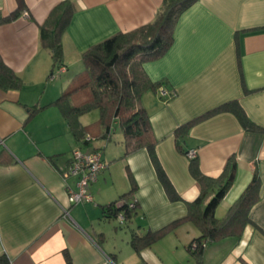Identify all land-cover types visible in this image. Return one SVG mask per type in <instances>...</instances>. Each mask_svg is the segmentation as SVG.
Wrapping results in <instances>:
<instances>
[{"label": "crops", "instance_id": "1", "mask_svg": "<svg viewBox=\"0 0 264 264\" xmlns=\"http://www.w3.org/2000/svg\"><path fill=\"white\" fill-rule=\"evenodd\" d=\"M163 1L0 0L2 16L18 11L0 23V57L22 80L16 89L0 87V257L8 264H103L106 255L127 264L115 246H106L111 220L103 217L102 206L132 188L137 207L128 231L143 235L168 227L150 246L140 247L145 264H264V0L194 1L176 18L168 50L143 65L152 81L161 82L140 101L159 167L177 199L167 195L145 147L125 154L117 121L109 137L105 125L95 123L93 139L80 144L55 103L82 70L88 48L153 23ZM60 4L72 13L61 32L63 65L57 69L40 26ZM160 89L173 94L162 96ZM230 102L235 106L214 111ZM238 108L251 125L240 120ZM188 122L177 138L176 128ZM178 139L185 151L197 149L206 175L216 177L235 161V179L216 218L227 214L256 170L260 180L248 222L233 235L202 240L200 259L188 245L201 231L186 216L187 202L198 197L201 186ZM73 148L99 149L106 163L90 185L92 202H68V189H76V177L64 175Z\"/></svg>", "mask_w": 264, "mask_h": 264}, {"label": "trees", "instance_id": "2", "mask_svg": "<svg viewBox=\"0 0 264 264\" xmlns=\"http://www.w3.org/2000/svg\"><path fill=\"white\" fill-rule=\"evenodd\" d=\"M194 1L196 0H164L162 10L153 23L131 32L117 33L88 48L82 54V70L73 77L55 102L69 124L76 141L80 144H86L93 139L90 129L95 123L105 125L104 135L109 137L111 133L109 127L114 120L117 121L123 135L125 154L145 147L157 167L160 179L171 200L177 199L178 195L159 167L154 152L155 138L149 115L140 101L144 91L151 88L157 89L161 82L152 81L143 65L157 59L168 50L172 43V26L176 18ZM71 13L70 7L60 4L51 11L47 21L40 26L42 44L50 53L53 65L57 69L63 65L61 32L68 23ZM17 15L18 11L7 16L0 14V23L7 22ZM21 83V78L7 67L0 57V87L16 89L21 86ZM168 93L166 97L173 94ZM233 104V102L226 103L214 111ZM94 109L99 111L97 121L82 124L80 116ZM238 111L240 120L246 125H251L242 111L240 109ZM190 124L192 123L188 122L176 128L177 138L184 136ZM178 146L187 156L188 150L185 151L182 148L181 139H178ZM96 150L99 149L93 148L90 151ZM189 160L190 172L199 182L201 191L195 200L187 202L186 217L197 224L201 235L190 242L188 250L196 259H200L203 249L202 240L214 239L227 234L233 235L238 233L242 224L248 222L247 213L258 198L260 180L256 170L252 180L240 197L230 206L227 214L223 218H216L215 209L234 182L235 161L230 159L219 175L212 177L201 172L196 156ZM133 189L103 205V217L114 220L119 214H123L124 221L118 222L120 226L127 227L137 207V202L132 195ZM211 189H215V192L208 199ZM167 229L168 227H163L143 235L133 232L130 243L138 251L141 246H150ZM0 264L8 263L4 257H0ZM68 264H70L69 261Z\"/></svg>", "mask_w": 264, "mask_h": 264}, {"label": "built area", "instance_id": "3", "mask_svg": "<svg viewBox=\"0 0 264 264\" xmlns=\"http://www.w3.org/2000/svg\"><path fill=\"white\" fill-rule=\"evenodd\" d=\"M27 14L26 12H24ZM162 96H167L169 93L165 89H160ZM89 139V137H87ZM197 154V149L192 148L187 152L188 158H193ZM106 167V163L102 159V152L96 151H82L75 148L71 152L70 163L68 164L64 175L76 177V189H68L67 197L70 205L79 203L92 202L93 198L90 192V185L97 180L98 174ZM132 205V204H131ZM68 210L62 208V215L67 216ZM119 222L124 221V215L119 214L117 217ZM103 264H115L112 258L105 256Z\"/></svg>", "mask_w": 264, "mask_h": 264}, {"label": "rangeland", "instance_id": "4", "mask_svg": "<svg viewBox=\"0 0 264 264\" xmlns=\"http://www.w3.org/2000/svg\"><path fill=\"white\" fill-rule=\"evenodd\" d=\"M98 117H99V111L97 109H94L82 115L81 120L88 121L86 123L91 124L97 121ZM93 142L96 143L97 142L96 139H94ZM104 142H106V140ZM103 144L105 145V143ZM106 226L109 227L105 232L106 235L105 242L107 244L106 246H111V247L115 246L116 251L119 252L121 258L123 256L126 259L127 264H145L143 262L142 257L139 256L140 250L134 251L133 247L131 246V243L128 242L132 238V234L128 231V226L127 227L125 225L120 226V223L118 222L117 219L111 220L109 224H107Z\"/></svg>", "mask_w": 264, "mask_h": 264}]
</instances>
